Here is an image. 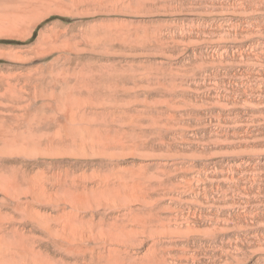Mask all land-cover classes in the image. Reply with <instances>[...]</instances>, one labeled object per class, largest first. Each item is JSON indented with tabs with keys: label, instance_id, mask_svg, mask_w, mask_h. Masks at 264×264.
<instances>
[{
	"label": "bare ground",
	"instance_id": "obj_1",
	"mask_svg": "<svg viewBox=\"0 0 264 264\" xmlns=\"http://www.w3.org/2000/svg\"><path fill=\"white\" fill-rule=\"evenodd\" d=\"M135 1L0 0V264H229L206 254L223 234V194L208 203L209 182L182 150L194 141L180 117L200 106L176 100L171 51L157 59L170 38L101 19L52 23L14 44L53 14Z\"/></svg>",
	"mask_w": 264,
	"mask_h": 264
},
{
	"label": "rangeland",
	"instance_id": "obj_2",
	"mask_svg": "<svg viewBox=\"0 0 264 264\" xmlns=\"http://www.w3.org/2000/svg\"><path fill=\"white\" fill-rule=\"evenodd\" d=\"M4 1L15 3L22 0ZM123 9L116 10V13L100 11L99 14L97 11L96 15L53 14L39 25L32 40L14 44H31L39 31L52 23L78 24L83 28L87 23L101 19L140 22L152 26L150 29L159 33L161 38H170L171 48H161L165 53L160 51L164 55L158 53L157 59L164 60L165 54L171 51L173 58L176 57L173 77V85L177 84L174 88H179L175 89L178 90L176 100L200 106L196 107L200 108L199 111L192 108L195 116L186 112L185 116L192 115L191 120L189 116L180 117L179 131H188L189 127L187 133L194 142L189 147L181 144L179 147L182 150L187 147V153L196 163L195 175H192L200 176L203 172L210 183L207 184L208 203L217 206L218 196L222 193L224 197L222 200L220 196L222 202L219 201L224 228L219 243L225 249L220 250L216 240L208 243L210 251L206 254L213 258L223 256L224 263L229 264H264V0H137L133 8ZM0 45L8 43L2 41ZM200 121L205 124L200 125ZM204 138H208L207 141ZM217 177L222 178L217 180ZM210 181H213L214 189ZM219 188L222 190L220 195ZM211 211L207 212L215 225L217 210ZM199 222L202 230L214 227L211 221L199 218Z\"/></svg>",
	"mask_w": 264,
	"mask_h": 264
}]
</instances>
